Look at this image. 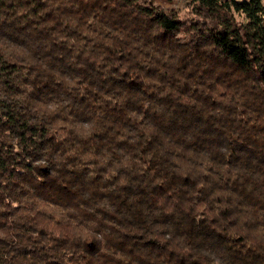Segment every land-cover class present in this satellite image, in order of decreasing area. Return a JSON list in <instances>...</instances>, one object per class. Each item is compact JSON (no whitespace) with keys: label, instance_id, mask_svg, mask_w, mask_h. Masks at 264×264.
I'll use <instances>...</instances> for the list:
<instances>
[{"label":"trees","instance_id":"1","mask_svg":"<svg viewBox=\"0 0 264 264\" xmlns=\"http://www.w3.org/2000/svg\"><path fill=\"white\" fill-rule=\"evenodd\" d=\"M0 0V264H264V4Z\"/></svg>","mask_w":264,"mask_h":264},{"label":"rangeland","instance_id":"2","mask_svg":"<svg viewBox=\"0 0 264 264\" xmlns=\"http://www.w3.org/2000/svg\"><path fill=\"white\" fill-rule=\"evenodd\" d=\"M156 4L161 6L162 8L169 10L173 9L179 13L181 17L189 16V0H154ZM264 4V0H262Z\"/></svg>","mask_w":264,"mask_h":264}]
</instances>
